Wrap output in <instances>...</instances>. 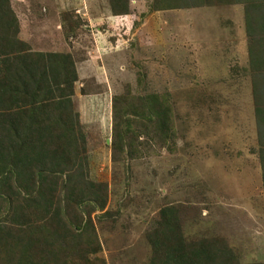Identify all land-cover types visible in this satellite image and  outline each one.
Instances as JSON below:
<instances>
[{
  "label": "rangeland",
  "instance_id": "rangeland-1",
  "mask_svg": "<svg viewBox=\"0 0 264 264\" xmlns=\"http://www.w3.org/2000/svg\"><path fill=\"white\" fill-rule=\"evenodd\" d=\"M13 1L22 17L35 5ZM150 1L139 0L133 14L147 17ZM45 4V21L31 34L35 42L52 36L45 25L54 19L69 38L67 29L77 26L76 3L60 9L57 0L38 2ZM245 10L217 3L156 11L152 25L148 20L134 29L108 19L96 24L103 39L77 20L74 61L86 56L107 63L100 72L84 73L73 97L78 160L86 180L104 186L107 204L105 214L92 215L97 252L82 255L69 243L60 264H151V236L165 209L177 212L187 244L218 248L220 257L228 252L215 264H264V139L254 94L264 86V68L259 72L251 57L256 62V54H264V31L250 28Z\"/></svg>",
  "mask_w": 264,
  "mask_h": 264
},
{
  "label": "trees",
  "instance_id": "trees-1",
  "mask_svg": "<svg viewBox=\"0 0 264 264\" xmlns=\"http://www.w3.org/2000/svg\"><path fill=\"white\" fill-rule=\"evenodd\" d=\"M121 1L111 0L112 11L128 15L129 0L117 7ZM217 3L246 6L250 28L264 31V0H153L150 10ZM19 35L11 0H0V264H60L58 257L70 250L69 243L82 255L97 252L92 215L105 211L106 190L86 180L84 162L78 160L73 57L35 52ZM257 47L261 50V43ZM253 55L252 63L263 72L264 54H256V62ZM254 94L258 132L264 139V86ZM159 122L165 132L166 120ZM260 158L264 188V147ZM163 217L151 236V264H215L228 255L223 251L220 257L218 248L187 244L175 210L165 209ZM36 255L51 260L38 262Z\"/></svg>",
  "mask_w": 264,
  "mask_h": 264
},
{
  "label": "crops",
  "instance_id": "crops-1",
  "mask_svg": "<svg viewBox=\"0 0 264 264\" xmlns=\"http://www.w3.org/2000/svg\"><path fill=\"white\" fill-rule=\"evenodd\" d=\"M11 1H12V7L15 8L14 5H17V4L13 0ZM152 1L153 0H151L150 2L152 3ZM31 2L35 3V5H30V7L28 8L29 14H27L25 17H22V13L19 10H16V8L14 9V11L16 10L15 13L17 12L16 14H17V17L20 23V35L19 36L21 40L25 41L31 46L32 50H34L35 52H42V53L72 54L73 50L76 49L80 45V42H79L80 38L78 37H80L79 33L81 31V26L77 22L78 19H81L82 21H84L85 26L83 27L85 29H90L92 30V32H94L93 29H95V31L101 33V36H102L101 39H103V32L102 30H99L98 28H96V24H99L100 21L106 22L108 19L113 20V21L119 20V22L124 21L123 29H126V28L128 29L130 27L131 28L133 27L134 29L138 25H141V26L145 25V22H147L148 20H150V24L152 25L153 22H151V20L154 21L156 19V11L149 12L147 14L148 16L145 17L144 19H142V16L138 17L136 14H133L136 8H140L139 5L137 6L138 4L137 2H139V0H129L128 7L130 9V14L128 15H115L112 11L111 0H72L69 3L67 2L68 4H65V0H57V3L61 5L60 9H62V5L68 6L72 2L76 3L77 15L75 16L74 20L77 26L73 27L74 30L67 29L68 32L70 31L69 38H67L66 32H63L62 22L60 20L54 19L53 22H51V24L45 25V27H48V28L49 26H51L52 36L45 35L46 37H42V42L36 43L35 42L36 35L34 34L32 37L31 34H33V31L37 30V27L39 26L40 22L45 21V20L40 21V17H42L41 12L45 10L47 3L45 5L40 6L38 5L39 0H35ZM63 10H66V9L63 8ZM140 12L142 13V11ZM149 15H151V18L149 17ZM137 17L139 18V20ZM26 25L28 27L29 33L26 31ZM138 27L140 28V26ZM133 29H132V32H133ZM71 30L73 32L72 34H71ZM83 48L90 49L87 46ZM94 49H97V48H94ZM96 60H94L93 58L86 59V56L83 60L75 59L76 71L78 75V80L80 82L83 81V78L86 76V75L84 76V73H88L90 69L93 68V71L96 73V72H100V69L103 70L102 67L106 68L107 63L105 61L99 62L97 60L98 61L97 62ZM84 63L87 65L86 70L85 69L83 70V67L81 65Z\"/></svg>",
  "mask_w": 264,
  "mask_h": 264
}]
</instances>
